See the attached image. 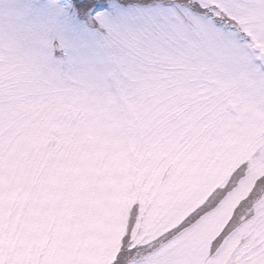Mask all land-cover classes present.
<instances>
[{
    "label": "snow or ice",
    "instance_id": "1",
    "mask_svg": "<svg viewBox=\"0 0 264 264\" xmlns=\"http://www.w3.org/2000/svg\"><path fill=\"white\" fill-rule=\"evenodd\" d=\"M0 264H264V0H0Z\"/></svg>",
    "mask_w": 264,
    "mask_h": 264
}]
</instances>
